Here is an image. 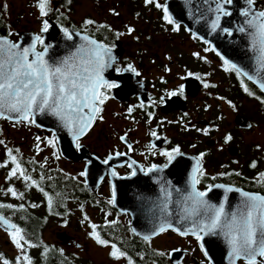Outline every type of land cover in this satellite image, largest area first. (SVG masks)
Returning a JSON list of instances; mask_svg holds the SVG:
<instances>
[{"label": "flooded vegetation", "instance_id": "1", "mask_svg": "<svg viewBox=\"0 0 264 264\" xmlns=\"http://www.w3.org/2000/svg\"><path fill=\"white\" fill-rule=\"evenodd\" d=\"M167 1L156 0L166 7ZM194 1L201 9H193L191 18L189 16V24L195 26V30H200L206 26V20L200 17V13L205 14L208 2L209 6L215 2ZM90 2L92 8L87 15L69 20L66 11L73 12L72 5L75 4L77 8L80 1L51 0L52 18L41 17L38 34L42 32L43 21L47 20L57 24L61 30L67 28L88 35L112 48L111 55L115 61L103 75L106 80L117 83L119 87L107 90L111 98L103 105L104 110L101 113L103 119H97L79 140V148L83 147L87 151L89 159L98 161L93 164L98 165L102 173L96 189H89L84 175H81L89 165V160L70 161L63 158L57 141L53 147L55 156L80 167L78 174L70 175L58 170L55 173L76 182L86 193V205L100 212L97 222L89 224L91 232L92 225L97 226L96 231L99 234L104 233L108 227H113L114 230H110L109 233H114L119 240L125 242L128 240L132 249L129 252L122 249L126 253V256L120 259L123 264H128L129 258L133 264H174L169 254L177 249L185 254L176 264H230L228 251L220 250L216 253L212 247L205 245L204 239L197 241L193 235L181 236L168 230L150 241L135 236L129 227L130 214L121 213L113 207V182L119 179L132 181L135 178L133 187L166 190L171 194L168 195L171 199H181L191 183L189 176H185L186 170L189 173L187 159L191 157L197 161L203 153L204 157L200 163L205 174L198 177L200 182L196 188L198 191H207L209 185L213 186L208 192L209 203L217 206L224 203L226 210L233 211L240 202L238 192L226 193L224 188L214 187L217 184L264 194V183L260 180V174L264 173V154L248 152L252 143L245 142L242 138L254 128L255 121L250 115L251 112L255 109L264 111L263 94L243 76H237L234 71H225L224 59L209 43L194 34L193 29H189L188 15L183 17L187 14V7L179 11L176 19L169 11L175 22L170 25L163 19V9L155 7L154 4H146L145 0H90ZM236 4L241 7L239 11L241 15L247 7L246 0H236ZM254 8L257 11L264 10V0H256ZM197 14L199 18L196 19ZM63 17L67 18L69 24H63ZM58 19H61L62 23L58 22ZM89 19L95 23L85 26L84 22ZM176 24L179 25L178 31L174 30ZM101 25L106 27H100ZM129 28L134 29L131 34L128 33ZM117 33L123 35L117 37ZM224 35L228 34L225 32ZM42 48V45H37L38 50ZM129 64L136 68L139 76L130 71H116L117 68L123 69ZM188 73L193 75L189 76ZM197 76L200 79H197ZM242 81L252 95L244 91ZM205 83L214 87L205 88ZM181 85L184 89L183 94L168 95L172 91L178 92ZM149 113L152 115L149 116ZM237 117L249 120L251 128L249 130L239 128L235 123ZM4 123L22 124L34 129V135L40 138L39 156L43 155L44 139L53 138L51 132H46L33 123L0 120V126ZM153 131L156 136L151 135ZM229 136L230 140L227 139ZM0 140L4 142L0 144V157L4 156L7 162V150L11 149L13 155L15 150L2 138L1 128ZM76 143L77 141L74 142V146L78 153ZM175 148H179L181 154L174 155L171 162L166 156L161 155L162 152H172ZM231 149H234L235 153H231ZM29 159L20 157L21 164L27 165ZM37 161V164L35 162L33 164L36 165L35 174L40 176L43 173L40 168L43 160L39 158ZM153 165H156V170L148 171ZM7 167L11 171L14 165L8 162ZM68 181L65 182L66 185ZM120 225L125 227L121 232L117 230ZM166 234L176 236L181 241L180 244L165 251L155 248L154 241ZM215 236L219 240L224 238L222 235ZM92 240L97 246L109 248L111 252L110 245L102 246L93 238ZM74 242L73 237L68 234L65 243ZM201 244L204 245L203 249ZM161 252L164 253L163 256L160 255ZM236 264H245V261L237 260Z\"/></svg>", "mask_w": 264, "mask_h": 264}, {"label": "snow or ice", "instance_id": "2", "mask_svg": "<svg viewBox=\"0 0 264 264\" xmlns=\"http://www.w3.org/2000/svg\"><path fill=\"white\" fill-rule=\"evenodd\" d=\"M214 2L216 7L211 9L216 13L215 19L211 22L213 31L220 27L221 16L227 17L232 14L225 9V5L232 4L233 0H214ZM145 3L162 8L163 19L170 25L175 23L166 6L161 5L156 0H145ZM255 3L256 0H246L247 7L241 12L244 21L237 31L246 33L250 38L251 50L258 65L256 74L250 75L228 60H224V64L225 71H234L237 76H245L250 81L258 82L260 89L264 91V78L257 79L261 76V71H264V10H255ZM50 5L51 0H37L36 7L40 17L48 16L51 10ZM94 23L95 21L91 19L84 22L85 26ZM49 27L48 21L44 20L41 31L48 32ZM100 27L106 26L101 25ZM174 30H179L178 24L175 25ZM133 31L132 28L128 29L129 34ZM222 31L232 35L228 29H222ZM63 32L68 40L73 39L74 33L70 32L69 29L64 28ZM75 35H80V33H75ZM120 35L123 33H117V37ZM81 39L83 43L74 52L58 61L50 62L49 59H46L47 46L42 51H37L38 44L44 45V40L40 35L35 36L30 46H22L19 42L0 37V119H13L17 123H35L34 116L36 113H50L63 122L76 139V147L79 148L80 138L90 130L97 119H103L101 115L104 110L103 105L111 98L107 94V90L119 87L117 83L106 80L103 75L105 70L110 68L115 61L111 55L112 48L97 42L88 35H83ZM116 71H130L137 76L140 75L131 64L123 69L117 68ZM188 75L193 74L188 73ZM196 78L200 79L199 76ZM243 86L244 91L252 95L248 87ZM204 87H214V85L205 83ZM183 91V85H181L178 92L172 91L168 95L176 96L183 94ZM141 106L143 107V103ZM131 111L130 108L129 112ZM151 115L149 113V116ZM151 135L156 136V133L153 131ZM205 135H207V130H205ZM39 139L37 137L38 141ZM227 139L230 140L231 137L229 136ZM2 143L4 142L0 140V144ZM47 143L55 147V136L49 139ZM37 151H41L39 146H37ZM180 154L179 148L173 149L172 152L161 153L168 158L169 162L174 159V155ZM7 157L8 161L0 163V167H7L8 162L14 165L9 172V178L23 179L30 182L29 187H39L37 181L27 174L11 149L7 150ZM203 157L204 154L201 153L200 157L197 158V166L192 176L191 192L178 201L181 208L177 212V223L180 225L186 223L188 226L184 227V230L173 226L170 219L172 213L167 210V204H165L162 211L166 219L154 227L150 235L144 236L145 241H150L152 236L159 235L169 229L178 232L181 236L191 234L195 236L197 241H202L204 235H222L229 246L230 264H236V261L241 259L245 261V264H264V194L217 184L214 187L224 188L226 193L238 192L240 202L233 211L226 210L224 203L218 206L209 203L205 197L213 186L209 185L207 191H198L196 188L200 182L198 177L205 174L200 163ZM252 166L255 167V164ZM154 170H156V165L148 169L150 172ZM41 180H43V176H41ZM260 180L264 183V173L260 174ZM40 190L43 191V188ZM7 191L14 197L23 198V193L18 194L14 188L10 187ZM45 196L51 208L54 202L53 197L48 193H45ZM12 207L13 205L10 204H0V209ZM21 207L23 206L21 205ZM0 225L11 229L9 234L12 241L22 253L25 250V245L28 247L36 246L25 239L22 228L3 215H0ZM91 227L90 235L92 238L98 244L108 246L109 241L101 238L96 231L97 226L92 225ZM203 247L204 245L201 244L202 249ZM111 249L110 256L117 261L126 256V253L115 244L111 245ZM160 255L163 256L164 253L161 252ZM21 259L24 264H32L30 257L26 254L17 258V264H20ZM3 264H9V262L4 260ZM128 264H133L130 258Z\"/></svg>", "mask_w": 264, "mask_h": 264}, {"label": "water", "instance_id": "3", "mask_svg": "<svg viewBox=\"0 0 264 264\" xmlns=\"http://www.w3.org/2000/svg\"><path fill=\"white\" fill-rule=\"evenodd\" d=\"M166 5L173 18L175 19L179 11L187 7V14L182 16L185 17L188 15V25L190 26L189 29H193L192 32L194 34L209 43L217 52V54H219L220 57L224 60H228L230 63L236 64L243 71L248 72L250 75L256 74L258 65L255 61V55L251 50L250 38L246 33L237 31L238 27L243 23L244 17L239 14L241 7L236 4V0H233L232 4L225 6V9L232 14L227 17L221 16L220 27L215 31H213L211 28V22L215 19L216 16V13L214 11H211V9H214L216 7L215 4L209 6L208 2L205 6V14L200 13V17L206 20V26L202 27L200 30H195V26L192 27L191 24H189V16L191 18V15L194 12L193 9H201V7L197 6V3L194 0H168ZM195 18H199V15L197 14ZM180 20L182 21L183 19ZM48 23L50 25L49 31L40 33V36H42L44 40V45H42L43 48L41 50L37 49V51H42L44 47L47 46L48 52L46 54V59H49L50 62H55L60 60L61 58L66 57L71 52H74L81 43H83L81 37L84 34L80 33V35H75V33L78 32L69 30L70 32H73L74 35L72 40H68L65 37L63 30H61L57 24L53 23L52 21H48ZM222 29H228L232 32V35L225 36V32L222 31ZM36 35L37 34L28 31H22L19 33L16 42L21 43L22 46H30ZM0 37L9 39L6 36ZM243 77L251 84H253L264 96V91L260 89L258 82L250 81L247 79V77ZM261 78H264V71H261V76L257 79L259 80ZM34 119L35 123L33 124L36 127L46 132H51L53 136H55L61 156L63 158L70 161H77L79 159L89 160V165L85 168L84 171V177L87 187L91 190H95L102 173L100 172V167L98 168V165L93 164L94 162L98 161H92L91 159H89L87 156L88 153L86 154L87 151L83 147L79 148L78 153H76L74 146V142L76 141V139L74 138L72 133L68 131V129L64 126L63 122L58 117L50 113H36ZM0 120L17 123L13 119ZM235 123L239 128L244 130H249L251 128L250 121L243 117H237ZM231 153H235V150L231 149ZM187 161L189 162V173H187L186 170L185 176H189L192 182V176L194 169L197 166V161H195L191 157H189ZM154 174L159 175L160 173ZM134 179L135 178H133L132 181H124L122 179H119L113 182V207L121 213L130 214L131 221L129 227L131 232L135 236L140 239H144L145 235H150L153 232L154 227H157L162 220L166 219L165 214L162 211L165 204H167V210L172 213V217L170 219L173 223V226L180 227L181 230H184V227L188 226L186 223L184 225H180L177 223V212L181 208V204L178 203V201H180L182 198L171 199L168 196V192H166V190L162 191L161 189L154 188H148L147 190V187H133L135 182ZM190 192L191 183L189 188H186L185 190V196H187ZM209 195L210 193H208L205 199H209ZM0 229L8 232L11 231V229H7L3 225H0ZM175 233L178 234V232ZM156 236L158 235L152 236V238ZM210 236L211 235H205V238L203 240L207 247H212L216 251V253L220 250L229 252V246L224 238L223 240H219V238L215 235L214 237H212L213 235L211 237ZM56 237L62 242H66V240L68 239V235L64 232L58 233ZM184 254L185 252L183 251L173 250L170 252L169 256L172 262L176 264L180 261V259L183 258Z\"/></svg>", "mask_w": 264, "mask_h": 264}, {"label": "rangeland", "instance_id": "4", "mask_svg": "<svg viewBox=\"0 0 264 264\" xmlns=\"http://www.w3.org/2000/svg\"><path fill=\"white\" fill-rule=\"evenodd\" d=\"M79 1L77 8L75 4L74 6L72 5L73 12L66 11L69 20H73L76 17H84L92 8L90 0ZM35 4L36 0H0L2 17L6 21L8 29L12 32V41H17L18 35L22 31H29L34 34L39 33L41 17ZM250 115L255 121L254 128L251 132L244 134L242 138L245 142L252 143L248 152L263 155L264 111L255 109ZM0 128L2 138L7 144L14 147V153L18 155L17 158L31 159H29L27 165L22 166L33 179L41 178V176L44 179L51 172L57 170L70 175L78 174L79 165H71L55 156L53 147L47 143L50 138L44 139L43 155L39 156L40 151H37L38 140L37 136L34 135V129L22 124L12 125L5 123ZM39 158L43 160V167H40L43 173L40 176L35 174L36 165L33 164L34 162L37 164ZM5 162L6 158L1 156L0 163ZM7 168L0 167V204L4 203L13 206L23 204L40 215L44 214V196L34 187H29L30 182L16 177L9 178ZM8 171L10 172L9 168ZM10 187L14 188L18 194L23 193V198L12 196L7 191ZM67 210V215L62 219L48 218L47 226L43 232V240L45 242L57 246L64 254L73 258L74 261L83 264H123L121 260L115 261L111 258L109 248L97 246L91 238L89 224L97 222L99 211L90 209L86 203H77L75 201L68 203ZM93 215L94 219H92ZM62 232L73 237L75 242L72 244L58 240L56 235ZM180 242L176 236L166 234L154 241L153 245L155 248L165 251L180 244ZM17 256L22 257L21 250L16 247L9 232L0 229V264H3L4 258L11 261Z\"/></svg>", "mask_w": 264, "mask_h": 264}, {"label": "trees", "instance_id": "5", "mask_svg": "<svg viewBox=\"0 0 264 264\" xmlns=\"http://www.w3.org/2000/svg\"><path fill=\"white\" fill-rule=\"evenodd\" d=\"M50 14H52L51 10L48 16L52 18ZM62 21L63 24H69L66 17H63ZM58 22L62 23L61 19H58ZM11 35L12 32L8 29V25L3 19L0 9V36H6L12 39ZM18 160L20 161V159ZM58 176L59 175L55 172H51L50 175L46 176L43 180H41V178L34 179L39 185V187L34 188L44 196V214L40 215L23 204L15 205L12 208L0 209V214L22 228L24 230L23 235L25 239L31 244L36 245L35 247H28L25 245L24 252H21L22 256L26 254L30 257L32 264H83L74 261L73 258L64 254L57 246L43 240V232L47 226L48 218H64L68 213L67 207L70 201L86 203V193L77 186L76 182H73L71 178H63L62 176H59V179ZM66 181H68L67 185L65 184ZM41 188H43V191L40 190ZM45 193L53 197L54 202L51 208L48 205V199ZM21 205L23 207H21ZM124 229L125 227L120 225L117 230L121 232ZM110 230H114V228L108 227L104 233H100L101 238L109 241L108 245L110 246L115 244L118 248L121 247V251L122 249H126L127 252L131 251L132 246L128 244V240L126 242L122 241V239L119 240L114 236V233H109ZM125 243L127 244L125 245ZM18 257L21 256L7 261L11 264H17ZM4 260L6 259L4 258ZM20 264H24L22 259Z\"/></svg>", "mask_w": 264, "mask_h": 264}, {"label": "bare ground", "instance_id": "6", "mask_svg": "<svg viewBox=\"0 0 264 264\" xmlns=\"http://www.w3.org/2000/svg\"><path fill=\"white\" fill-rule=\"evenodd\" d=\"M172 175V174H171ZM147 204V203H146Z\"/></svg>", "mask_w": 264, "mask_h": 264}]
</instances>
